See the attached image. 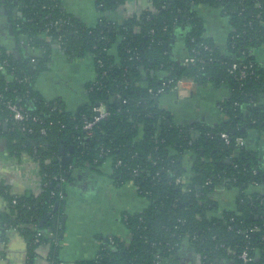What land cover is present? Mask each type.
<instances>
[{"label": "trees", "instance_id": "1", "mask_svg": "<svg viewBox=\"0 0 264 264\" xmlns=\"http://www.w3.org/2000/svg\"><path fill=\"white\" fill-rule=\"evenodd\" d=\"M127 1L95 0L102 16L89 25L69 13L61 0H5L10 12L17 7L20 32L43 51L35 56L38 64L31 73L29 67L35 62L30 56L19 60L0 47V61H10L0 72V117L4 122L9 116L2 110L3 101L13 100L43 121L33 132H23L8 119L6 130L4 123L0 125V136L12 155L28 154L37 160L42 189L16 194L10 183L0 181L4 201L0 241H7L10 231L17 229L26 240L27 264L38 263V248L45 243H50L49 258L59 263V244L53 238L59 237L62 228L55 231L53 221H58L65 199L59 184L65 171L73 169L61 161L63 144L67 154L70 145L74 146L78 167L95 168L111 158L115 180L132 181L148 201L146 208L124 217L131 240L114 236L117 245L106 241L102 258L77 264H155L177 252L185 240L201 254L204 264L223 258L243 264L239 254L244 249L254 256L252 264H264V190L248 191L255 182L264 184V168L246 143L233 142L237 136L246 139L248 129L264 132V66L254 54L264 45V0H148L153 8L139 9L123 21L104 14L122 8ZM202 3L219 8L228 17L231 30L226 51L205 35L196 10ZM3 4L0 0V8ZM58 19L67 22L55 25ZM178 31L184 33L187 55L197 57L195 63L183 65L175 58ZM46 34L53 36L52 42L46 40ZM115 45L118 61L112 52ZM55 48L70 59L86 54L94 57L97 83L89 84L88 101L75 110H68L60 98L48 100L35 87L37 74L47 69ZM233 62L253 64L254 74L240 79L237 70L230 71ZM25 77L29 82L18 81ZM182 78L199 85L229 87V95L220 103L226 118L215 125L198 124L199 135L194 137L189 125L178 124L160 104L162 95ZM163 82L165 91L158 93ZM149 87L154 91L149 92ZM102 102L109 113L88 133L85 116L92 118L94 107ZM39 126L47 127L45 135ZM222 132L230 134V145L221 138ZM188 150L194 157L185 185L178 179L188 171L184 164ZM224 158L231 162L222 163ZM221 187L239 189L237 207L214 215L220 206L215 191ZM57 202L59 209L54 211ZM254 226L258 228L250 231ZM39 231L43 232L40 236ZM48 231H55L54 236Z\"/></svg>", "mask_w": 264, "mask_h": 264}, {"label": "crops", "instance_id": "2", "mask_svg": "<svg viewBox=\"0 0 264 264\" xmlns=\"http://www.w3.org/2000/svg\"><path fill=\"white\" fill-rule=\"evenodd\" d=\"M61 1L69 13L78 15L89 25H94L102 16L96 7L95 0L92 2ZM146 5L147 0H128L122 8L107 11L104 14L111 19L123 21L125 17L139 9H144ZM16 10L17 7L10 12L15 22H13L14 33L11 34L7 18L3 14L2 7L0 8V47L13 56L21 55L24 59L35 54L37 50L24 43L25 37L16 24L20 16ZM196 10L204 22L205 35L213 38L215 43L226 51L231 30L228 17L223 15L219 8L206 3L199 4ZM174 42L175 58L182 59L187 56L183 31L175 34ZM112 52L115 56L117 55L116 45L112 48ZM255 56L264 66V45L255 49ZM116 60L118 61L119 57L116 56ZM95 78L93 55L86 54L70 59L60 48H55L51 54L49 66L40 73V80L36 79V89L48 100L60 98L71 111L88 101L89 84ZM71 82H73V90ZM228 95L227 84L215 87L211 83L199 85L194 81L185 80L179 88L163 94L160 104L171 111L178 124L189 125L194 135L198 136V124L215 125L226 118L220 109V103ZM245 141L247 147L256 152L259 164L264 168V132L259 134L255 130L248 129ZM7 145L6 139L0 136V181L5 180L10 183L12 192L16 194L39 193L42 189L39 165L28 154H22L21 158H16ZM193 157L192 151L184 155V164L188 168L187 178L191 176ZM79 169L81 179L65 176L62 178V184L67 183V185L66 188L62 186L65 199L58 219V225L62 227L58 235L60 238L57 251L58 264H77L81 260L94 258L99 251L102 238L115 236L126 241L131 240L124 217L127 214L139 212L148 205L147 199L138 193L132 181L119 183L115 180L112 174L111 158L95 168L79 167ZM263 190L264 186L260 185L248 191ZM238 194L239 189L235 187L218 188L215 191V197L220 206L213 212L214 215H219L223 209H236ZM3 203L4 201L0 198V206H3ZM63 217H65L64 223H62ZM26 248L24 236L19 230L12 229L9 239L5 242L0 241V264H27ZM40 251L42 254L45 252L42 248ZM199 256L201 254L189 240H185L177 252L162 259L158 264H201ZM202 259L201 256V261ZM212 264H235V262L232 259L223 258Z\"/></svg>", "mask_w": 264, "mask_h": 264}, {"label": "built area", "instance_id": "3", "mask_svg": "<svg viewBox=\"0 0 264 264\" xmlns=\"http://www.w3.org/2000/svg\"><path fill=\"white\" fill-rule=\"evenodd\" d=\"M148 7H152L151 2H149L147 0V5L145 6V9ZM66 20L63 19H58L54 22V24H58L63 26L62 24L66 23ZM25 37V44L36 49L37 51L35 52V54L30 55L31 58V62H35V56L39 53H41L43 50L41 48H37L34 45H32L30 43L31 38H27V36L23 35ZM45 38L47 41L52 42L53 41V36L51 34H46ZM58 41H61V43L63 42V38L60 36L58 38ZM254 54H255V50H254ZM15 57V56H13ZM17 58V57H15ZM18 59V58H17ZM197 61V57L195 55H187L184 58L181 59V62L183 65H189L192 63H195ZM10 65V61L8 59H5L3 61H0V72H3L6 70V68ZM253 64H241L239 62H233L230 71L234 72L235 70L238 71L239 73V78L240 79H246L249 75L254 74V70L252 69ZM13 70H15V68H13ZM13 73V72H11ZM10 77V75H9ZM97 77V74H96ZM185 80H190V81H194L191 78H182L180 80L177 81L176 87L175 88H179L180 84H182ZM20 82H29V78L25 77L23 79L18 80ZM95 84L97 83L96 78L93 81ZM195 82V81H194ZM196 83V82H195ZM164 85H166V82L162 83V87L158 88L156 91L158 93H164ZM89 91V88H88ZM154 88L153 87H149V92H153ZM120 96V95H119ZM236 104L238 105L239 103L236 102ZM3 105L4 108L2 109L7 110V112L9 113V116L5 118V121L3 122V119L0 117V125L7 122L8 119H11L18 127H20L21 131L23 132H33L34 131V126L38 125L40 122L43 121L42 117L40 115L37 114H33L30 113V111L26 110L25 107L23 106V104H21L20 102L17 101H13V100H5L3 101ZM220 109L222 110V107H220ZM94 110L96 111V114L90 118L87 119L85 116V123H84V128L88 130V133H91L92 128L94 127L95 123L98 122L99 120H101L102 118L106 117L108 115V106L105 103H98L95 107ZM50 125L53 124V122L49 123ZM39 132L42 135H45L47 133V127L46 126H39ZM194 131H192V136L194 137ZM207 135L210 134V132L206 133ZM221 138L223 139V141H225V143L227 145H230L232 143V139L231 136L228 132H222L220 133ZM233 142L236 145H244L246 143L245 138L242 136H237L234 138ZM191 150H188L186 152H189ZM185 152V154H186ZM184 154V155H185ZM32 157V156H31ZM34 159V157H32ZM192 160V159H191ZM34 161L38 164L37 160L34 159ZM121 160L118 161V164H121ZM39 165V164H38ZM189 178V177H188ZM188 178L186 177V175L184 177H181L180 179H178V181L180 182H184L185 185H187L188 182ZM264 186V184H258L257 182L254 183V187L255 186ZM136 186V185H135ZM187 187V186H185ZM137 188V187H136ZM61 197L64 196V193L61 192L60 193ZM58 221L56 222V227L58 228H62L60 225H58ZM62 224V223H61ZM63 225V224H62ZM258 227L254 226L252 228H250V231L256 230ZM57 230V228L55 229V231ZM55 231H48L49 235L54 236ZM43 232L39 231L38 235L40 236ZM55 241V244L58 245V241L60 240L59 237H54L53 238ZM109 241L108 243H110L111 245H117L116 241H115V237L114 236H110V237H106L105 239H101L100 240V247H99V251L97 252V254L95 255L96 258H102L103 257V252H105V246H103V244ZM44 249L45 252L42 254V252L40 251V249ZM101 250V251H100ZM49 251H50V243H45V244H41L38 248V252L39 255L37 256V264H56L55 261L51 260L49 258ZM26 254H27V249L25 250ZM27 259V258H26ZM239 259L242 260L243 264H252L254 262V256L250 253V251L248 249H244L240 254H239ZM162 259L157 260L155 262V264L160 263ZM210 264H212L210 262Z\"/></svg>", "mask_w": 264, "mask_h": 264}, {"label": "water", "instance_id": "4", "mask_svg": "<svg viewBox=\"0 0 264 264\" xmlns=\"http://www.w3.org/2000/svg\"><path fill=\"white\" fill-rule=\"evenodd\" d=\"M2 2H4V4L2 5V9H3V14L6 16V18H7V22H8V24H9V30H10V33L11 34H13L14 33V30H13V21H12V18H11V16H10V11H9V9L7 8V6H6V4H5V0H2ZM18 2L17 1H15V4H17ZM63 7L65 8V5L63 4ZM121 12H122V10H121ZM77 17H79L78 15H77ZM167 45H168V43L167 42H165V44H164V46H165V48L167 47ZM17 58L19 59V60H21L22 59V57H21V55H18L17 56ZM37 64H38V61H36L33 65H31L30 67H29V70H30V72L31 73H33L34 71H35V69H36V66H37ZM152 73V75L154 74V71H152L151 72ZM7 123H4L3 124V128H4V130H6L7 129ZM246 130V127L244 126L243 127V131H245ZM195 132H198V130H195ZM235 131H233V133H234ZM69 151H70V153L69 154H67V152H66V149H65V145H61L60 146V154H61V161H62V163L64 164V166H67V165H72L73 166V169L71 170V171H66L65 173H64V176L65 177H68V178H77V179H81L82 178V176H81V174L79 173V167L78 166H76L75 164H76V159H75V157H74V155H73V153H74V146L73 145H70V147H69ZM221 162L222 163H229V162H231V159L230 158H224V159H222L221 160ZM66 185H67V183H63L62 184V182L59 184V186H64V188H66ZM66 196H67V194H65ZM66 207V206H65ZM64 207V208H65ZM59 209V202H57L56 204H55V208H54V211H57ZM65 217H63L62 218V223H64V219ZM56 220H54L53 221V225L55 226L56 225ZM199 259H200V263L201 264H203V262L201 261V256H199Z\"/></svg>", "mask_w": 264, "mask_h": 264}, {"label": "rangeland", "instance_id": "5", "mask_svg": "<svg viewBox=\"0 0 264 264\" xmlns=\"http://www.w3.org/2000/svg\"><path fill=\"white\" fill-rule=\"evenodd\" d=\"M86 2H92L93 0H85ZM93 8H94V5H93ZM92 55V54H91ZM36 79H39L40 80V72L37 74V78ZM38 81V80H37ZM71 84V88H72V90L74 89L73 88V82H71L70 83ZM35 87H36V81H35ZM22 156V155H21ZM21 156L20 157H16V158H21ZM20 167H22V166H20Z\"/></svg>", "mask_w": 264, "mask_h": 264}]
</instances>
